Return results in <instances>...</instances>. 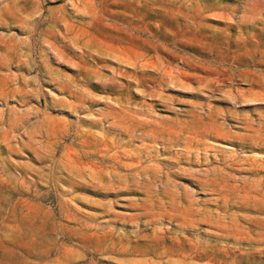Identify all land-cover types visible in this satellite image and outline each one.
Segmentation results:
<instances>
[{
    "label": "rangeland",
    "instance_id": "rangeland-1",
    "mask_svg": "<svg viewBox=\"0 0 264 264\" xmlns=\"http://www.w3.org/2000/svg\"><path fill=\"white\" fill-rule=\"evenodd\" d=\"M264 264V0H0V264Z\"/></svg>",
    "mask_w": 264,
    "mask_h": 264
},
{
    "label": "crops",
    "instance_id": "crops-1",
    "mask_svg": "<svg viewBox=\"0 0 264 264\" xmlns=\"http://www.w3.org/2000/svg\"><path fill=\"white\" fill-rule=\"evenodd\" d=\"M10 264V263H9Z\"/></svg>",
    "mask_w": 264,
    "mask_h": 264
}]
</instances>
